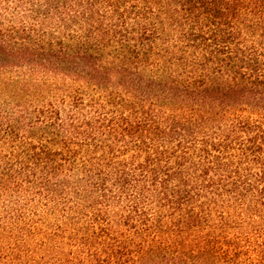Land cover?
<instances>
[{
    "label": "trees",
    "instance_id": "16d2710c",
    "mask_svg": "<svg viewBox=\"0 0 264 264\" xmlns=\"http://www.w3.org/2000/svg\"><path fill=\"white\" fill-rule=\"evenodd\" d=\"M0 100V200L58 203L116 264L264 221V0H0Z\"/></svg>",
    "mask_w": 264,
    "mask_h": 264
},
{
    "label": "rangeland",
    "instance_id": "374dc122",
    "mask_svg": "<svg viewBox=\"0 0 264 264\" xmlns=\"http://www.w3.org/2000/svg\"><path fill=\"white\" fill-rule=\"evenodd\" d=\"M8 107L11 111L15 110V103H10ZM4 197L0 200V264H93L91 261L95 258L96 263L103 260V264H116V258L103 251V242L109 239L104 236L100 240L96 235H88V229L81 226L78 231L77 223L86 224V220L80 222L76 219L71 226H65V212L58 203L47 205L46 199L38 195L20 197L18 202ZM238 221L232 228L243 222V229L230 228L224 234L233 238L238 231H243L236 241L238 249L236 252H233L235 248L229 249L231 253L220 258H214L213 251L199 253L189 243L184 254L176 259L171 254L166 255V252H155L142 259L132 256L130 263L128 258H124L122 264H264V221L247 212ZM120 229L116 226L112 237L124 234L121 238H125L127 232ZM209 231L213 240V212Z\"/></svg>",
    "mask_w": 264,
    "mask_h": 264
}]
</instances>
